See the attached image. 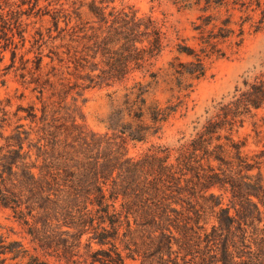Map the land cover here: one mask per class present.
Instances as JSON below:
<instances>
[{"label":"trees","instance_id":"16d2710c","mask_svg":"<svg viewBox=\"0 0 264 264\" xmlns=\"http://www.w3.org/2000/svg\"><path fill=\"white\" fill-rule=\"evenodd\" d=\"M169 1L199 7L201 15L196 46L175 45L168 71L178 95L162 106L146 97L165 39L152 16L115 7L116 0H51L48 12L40 0H0V48L13 49L12 62L32 17L48 15L49 38L58 42L57 65L44 78L37 57L39 106L21 108L25 115L7 134L0 123V207L26 240L0 235V264H264V143L247 154L246 140L235 139L264 108V70L208 108L174 149L151 145L129 154L130 144L148 142L186 109L208 60L239 47L246 24L254 32L264 25V0ZM137 73L149 81H137ZM130 81L107 131L88 129L79 105L85 90Z\"/></svg>","mask_w":264,"mask_h":264},{"label":"rangeland","instance_id":"374dc122","mask_svg":"<svg viewBox=\"0 0 264 264\" xmlns=\"http://www.w3.org/2000/svg\"><path fill=\"white\" fill-rule=\"evenodd\" d=\"M50 1L40 0L39 7L44 12L50 11L53 8L47 7ZM114 6H133L138 15L152 16L162 26L165 34L164 48L151 68V71L158 72V81L153 84L146 97L149 104L159 103L165 106L169 100L176 102L172 95L175 97L178 94L171 91L168 63L175 56V45L178 42L184 41L188 46H196V41L193 39L196 33L193 27L194 24L199 23L197 18L201 15L200 8H180L169 0H116ZM65 8L68 6L65 5ZM82 13L83 19L89 21L86 9H82ZM213 13L217 14V11ZM221 14L224 17V10H221ZM239 16L240 14L236 13L233 21L239 22ZM259 17L258 12L253 16V21L256 22ZM27 23L26 41L23 47L19 44L14 62H12L13 49L8 47L3 51L0 48V58H2L0 60V123L4 124L6 134L19 124L18 118L25 115L20 111L21 108L32 104L39 106L36 99L39 94L37 90L33 91L35 88L33 80L36 74L40 73L44 78V75L50 71L51 65H57L52 52L56 51L54 46L58 42L53 44L48 33L49 28L52 27L51 18L48 15L32 17ZM254 28L246 24L244 41L239 47L225 48L226 55L223 58H212L207 61L206 76L196 83L189 97L185 99L186 109L182 108L173 115L163 125L161 131L156 136L150 137L148 142L130 144L131 156L140 155L151 145H163L174 149L180 138H190L197 122L204 120L205 111L208 108L222 99H228L235 88L241 86L244 79H252L264 70V25L257 32H254ZM53 36L55 32L52 27ZM39 55L43 57L42 69L34 75ZM51 57L55 60L53 63H51ZM181 59L187 60L185 57ZM134 77L137 81H149V78H143L140 73L135 74ZM131 85L132 81L126 86L115 85L112 88L96 87L85 90L83 94L85 101L80 100L79 104L84 125L98 133L106 132L109 113L114 106L121 104L125 93L124 88ZM257 114L255 119L248 120L235 134L236 140H246L243 151L247 154L256 152L264 143V125L260 121L262 117L264 118V108ZM254 122H257L258 128L253 127ZM20 123L26 124V121L22 120ZM224 203H227L226 198ZM0 235L8 237L9 240H23L22 228L12 218L11 212L1 207ZM23 241L26 243V240ZM126 264L137 263L127 260Z\"/></svg>","mask_w":264,"mask_h":264}]
</instances>
